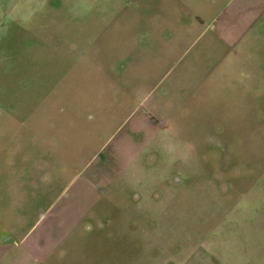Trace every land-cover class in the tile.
I'll return each instance as SVG.
<instances>
[{
  "label": "rangeland",
  "instance_id": "374dc122",
  "mask_svg": "<svg viewBox=\"0 0 264 264\" xmlns=\"http://www.w3.org/2000/svg\"><path fill=\"white\" fill-rule=\"evenodd\" d=\"M39 1L0 0V241L18 240L42 215L37 230L72 172H81L86 162L73 159L46 190L22 174L36 161H46L41 167L47 173L58 168L44 159L38 141L26 139L23 122L26 112L37 125L63 108L54 99L43 102L41 91L51 85L43 60L52 65L54 48L40 49L41 41L53 47L55 32L53 24L39 21ZM257 26L215 68L206 33L182 35L173 46L140 44L135 110L152 104L154 116L170 119L159 129L156 147H146L141 169L147 153L156 161L136 176L133 189L89 214V233L79 228L63 245L67 253L63 249L50 264H264V23ZM179 64L187 76L173 78ZM77 81L76 120L84 123L90 110L76 100L87 84ZM169 145L175 147L171 154ZM5 261L21 263L16 250Z\"/></svg>",
  "mask_w": 264,
  "mask_h": 264
},
{
  "label": "crops",
  "instance_id": "0c3cea01",
  "mask_svg": "<svg viewBox=\"0 0 264 264\" xmlns=\"http://www.w3.org/2000/svg\"><path fill=\"white\" fill-rule=\"evenodd\" d=\"M39 2V21L53 24L55 32L53 47L41 41L40 49L54 48L52 65L43 56V63L48 65L43 66V73L49 75L51 84L46 93L41 91L43 102L54 99L58 104L62 102L63 108L55 109L46 122L38 119L37 125L32 124L31 113L26 112L23 122L26 139L38 141L44 159L52 158L58 168L47 173L43 168L46 161L42 164L36 161V168L26 165L22 174L46 190L58 176L70 170L75 158L86 160L81 171L86 173L81 177V172H72L63 196L49 209V218H41L43 224H37V230L34 226L42 215L18 240L10 236L2 238L0 264H11L5 260L15 250L20 264L55 262L63 249L67 253L63 245L79 228L80 232L89 233L87 216L98 214L96 208L104 206L114 195L133 189L136 176L148 172L156 161L154 154L147 153V165L141 169L140 160L146 147L152 144L156 147L159 129L165 130L170 119L154 116L152 104L143 111L135 110L143 69L137 58L140 44L144 48L159 43L173 46L182 35L192 32L197 38L206 33L204 40L211 42L216 56L212 65L215 68L218 63H227L231 50L242 48L245 35L258 29L259 26L255 27L258 23H264V0ZM213 72L210 70L209 74ZM187 73V67L179 64L173 78L179 74L183 78ZM77 80L87 84L76 100L90 110L84 123L76 120L72 85H78ZM78 88L80 92L82 87ZM43 127H46L44 138Z\"/></svg>",
  "mask_w": 264,
  "mask_h": 264
},
{
  "label": "clouds",
  "instance_id": "9594fccd",
  "mask_svg": "<svg viewBox=\"0 0 264 264\" xmlns=\"http://www.w3.org/2000/svg\"><path fill=\"white\" fill-rule=\"evenodd\" d=\"M174 151H175V147L173 145H169L168 148H167V152L171 154Z\"/></svg>",
  "mask_w": 264,
  "mask_h": 264
}]
</instances>
